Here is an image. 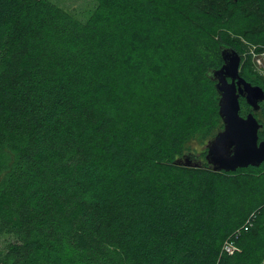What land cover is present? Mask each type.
I'll return each mask as SVG.
<instances>
[{"label": "trees", "instance_id": "obj_1", "mask_svg": "<svg viewBox=\"0 0 264 264\" xmlns=\"http://www.w3.org/2000/svg\"><path fill=\"white\" fill-rule=\"evenodd\" d=\"M92 1L82 21L52 0H0V264H264V180L249 175L262 201L241 211L244 179H229L264 163L216 173L204 160L222 129L208 76L220 48L264 91L243 57L264 50V0H189L185 15L178 0ZM206 19L226 44L213 65L180 49ZM254 117L260 141L264 102ZM192 139L199 166L174 164Z\"/></svg>", "mask_w": 264, "mask_h": 264}, {"label": "water", "instance_id": "obj_2", "mask_svg": "<svg viewBox=\"0 0 264 264\" xmlns=\"http://www.w3.org/2000/svg\"><path fill=\"white\" fill-rule=\"evenodd\" d=\"M222 65L208 73L215 82L218 94V115L222 129L205 144L204 160L213 172L234 173L248 167L258 168L264 163V139H258L262 126L254 114L264 102V91L252 86L239 75L241 58L232 48H220ZM240 99L250 107V112L242 117ZM198 155L187 153L174 161L185 167H198Z\"/></svg>", "mask_w": 264, "mask_h": 264}, {"label": "rangeland", "instance_id": "obj_3", "mask_svg": "<svg viewBox=\"0 0 264 264\" xmlns=\"http://www.w3.org/2000/svg\"><path fill=\"white\" fill-rule=\"evenodd\" d=\"M175 1L177 0L173 1L172 8L174 10H177L178 9L176 8L177 4L180 6L184 5L181 8L182 11L184 12V15L190 13L191 11L189 8L190 5L195 6L199 4V3L198 4L192 3L189 0H178L179 2L175 4ZM197 1H202V0H197ZM52 2L56 4L57 6L61 7L62 9L70 13H73L77 18H79L82 21L87 19V17L91 14L95 6V3L92 0H52ZM202 23H203V27H206V29H204V33L206 32V34L204 33L196 34L190 37H186V40L182 41L180 49L181 50L184 49V51H186L187 48H189L190 50H193V53H194L193 55H199L200 58L203 59V63H206L207 65L208 64L213 65L215 63L214 50H216L219 46H226V44L220 43V40L218 39L219 38L218 23L216 24L214 28H211V29H209V25H212V23H214V20L206 19L205 21L202 20ZM184 24L186 25L187 22L184 21ZM263 53H264V50L258 52L257 48H255L254 46H249V48L247 49L243 57L250 56V59L247 62L248 66L250 67L251 65V68L255 69L256 73L264 80V65L259 66L257 63V59H259ZM240 58L242 61L243 58L242 57ZM196 72L198 74H201V72H199V68L198 70H196ZM191 76L197 77L196 74H193ZM188 84L194 87L195 89H197L198 87L197 81H190ZM177 91H178V88L176 87L175 93L178 99L177 103L180 106L190 102L187 97V94H188L187 89L181 87L179 88V92ZM207 107L211 108L213 107V105L208 104ZM188 148L189 150H185L183 154H187L188 152L197 154V153H201L204 150V147L200 146L199 140H194V139H192L189 142ZM10 153L11 151L9 150L0 151V167L6 168L7 166H9V163L11 160ZM200 161H202L201 158H200ZM242 174H240L239 176H235V177L234 176L229 177V179L232 181H234L237 178L244 179L241 182V185H244V192L246 193L244 195H238V198L235 199L237 200L236 203L238 204V207L240 208L241 211H242L241 207H246L250 205L254 200H257L258 202L262 201V196L258 195L257 192L255 191V188L251 186V182L254 180V178L250 177L249 175L259 174L257 177L264 180V166L261 168V170H259V172L246 171L245 173H242ZM262 204L264 205V201L262 202ZM2 246H3L2 241H0V248H2Z\"/></svg>", "mask_w": 264, "mask_h": 264}, {"label": "built area", "instance_id": "obj_4", "mask_svg": "<svg viewBox=\"0 0 264 264\" xmlns=\"http://www.w3.org/2000/svg\"><path fill=\"white\" fill-rule=\"evenodd\" d=\"M257 63L259 66L264 65V53L261 55L259 59H257ZM250 222V219H248L247 223ZM248 229V226L245 225L244 230L246 231ZM234 251V247L231 242H225L222 246V252L227 253V254H232Z\"/></svg>", "mask_w": 264, "mask_h": 264}]
</instances>
